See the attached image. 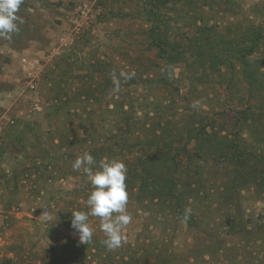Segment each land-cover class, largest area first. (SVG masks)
Returning <instances> with one entry per match:
<instances>
[{"label": "rangeland", "instance_id": "obj_1", "mask_svg": "<svg viewBox=\"0 0 264 264\" xmlns=\"http://www.w3.org/2000/svg\"><path fill=\"white\" fill-rule=\"evenodd\" d=\"M190 1L23 0L19 32L0 38V264H264V190L230 189L233 174L223 161L198 171L194 144L176 157L183 181L202 172L200 198L185 204L194 224L126 187L132 220L120 248L101 243L98 217L89 216V244L71 228L72 212L88 211L92 190L83 170L72 168L85 152L94 170L100 158L128 170L160 138L182 148L193 127L209 126L219 140L236 134L240 148L264 157V106L248 100L239 66L205 68L191 56L199 27L222 38L251 26L262 31L264 0ZM159 22L184 56L167 79L149 38ZM255 57L264 59V39ZM249 107L252 116L238 128L239 112ZM155 131L162 136L153 138ZM46 210L48 223L39 217Z\"/></svg>", "mask_w": 264, "mask_h": 264}, {"label": "trees", "instance_id": "obj_2", "mask_svg": "<svg viewBox=\"0 0 264 264\" xmlns=\"http://www.w3.org/2000/svg\"><path fill=\"white\" fill-rule=\"evenodd\" d=\"M192 4V1L186 0V5L190 7ZM247 30L239 37L222 38V36L217 35L218 32L214 29L206 26L199 27L196 37L192 41V46H197V50L191 56L196 57V62L199 61L202 66L210 69L221 67L234 69L235 64H237L242 71L244 84L250 95L248 100H255L264 106V69L261 70L264 66V59L255 57L263 43L264 29L262 28L261 31V28L251 26ZM149 34L150 44L153 50H156L157 58L165 60V65L168 66L164 74L165 79H167V76L173 71L172 66L182 63L184 59L180 51V45L173 42L175 38H171V33L166 30L164 25H161V22L152 27ZM175 37L179 38L177 34ZM251 59L254 60L251 61ZM107 94H109L107 89L105 90V87H103L100 96H107ZM239 114L241 118L237 119L236 125L241 128L243 127L241 126L243 119L246 116H252L253 110L249 107L244 111H240ZM207 127L210 128L209 126H203L200 129L193 127V134L189 132V135L192 134L191 139L182 148L175 143L179 141L171 139L167 142V139L162 137L159 139L158 145H153L156 149L154 152L149 156L146 155L143 160L140 157L136 159L139 164L136 163L127 170L129 178L125 183L128 188L136 187L137 199H158L167 202L169 207L173 208L181 218L184 219L187 216L186 221L184 219L187 224H194V219L191 217L189 219L185 204L188 201L193 203L198 197L200 198L199 195L200 191L203 190V186L198 182H202V172L195 171L196 175L193 176L196 182L190 180L192 175L185 176L187 178L185 180L188 182L183 181L180 161H177L176 158L181 152H187V148H190L193 144L194 156L201 162L198 171H202L203 163L210 162L213 164L223 161L231 166L233 175L230 179V189L252 186L256 190L260 189V192H262V189L264 190L263 155L261 157L254 149L245 151L240 148L236 141V134L232 139L223 138L219 140L215 133H208L207 130L209 129ZM160 136H162L161 132L160 135L157 131L153 133L155 139ZM175 136L180 137L176 134ZM128 146V148H131L132 145L129 144ZM101 161L102 158H100V163ZM156 162L160 165L157 169H154L153 164ZM192 184L199 185V187H192ZM73 243L78 244L76 241H72Z\"/></svg>", "mask_w": 264, "mask_h": 264}, {"label": "clouds", "instance_id": "obj_3", "mask_svg": "<svg viewBox=\"0 0 264 264\" xmlns=\"http://www.w3.org/2000/svg\"><path fill=\"white\" fill-rule=\"evenodd\" d=\"M23 0H0V38L11 40L13 33H18V24L23 20L16 15ZM125 79H131L133 73H121ZM113 91H119L120 81L113 73ZM195 102L193 107L196 106ZM96 161L94 157L85 152L77 157L72 163L74 171L83 170L88 177L91 191L86 200L88 211L72 212L71 228L78 235L81 244L91 243L93 240V229L90 227L89 216L100 218V230L104 234L101 243L108 251L118 249L122 246V230L131 220L127 212L128 193L126 190L127 168L118 160L101 162L98 169L94 170ZM40 219L48 223L51 218L49 210L42 211ZM185 221L187 216H185Z\"/></svg>", "mask_w": 264, "mask_h": 264}]
</instances>
